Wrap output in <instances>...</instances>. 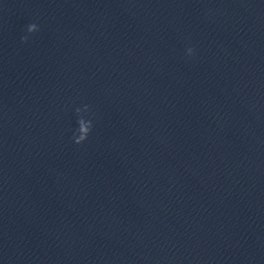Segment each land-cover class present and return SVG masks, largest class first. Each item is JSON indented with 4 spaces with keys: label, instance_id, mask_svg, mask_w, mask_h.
<instances>
[{
    "label": "water",
    "instance_id": "water-1",
    "mask_svg": "<svg viewBox=\"0 0 264 264\" xmlns=\"http://www.w3.org/2000/svg\"><path fill=\"white\" fill-rule=\"evenodd\" d=\"M0 264H264V0H0Z\"/></svg>",
    "mask_w": 264,
    "mask_h": 264
}]
</instances>
